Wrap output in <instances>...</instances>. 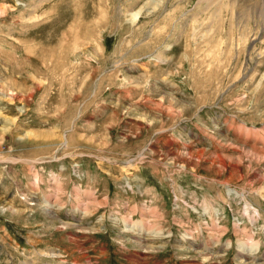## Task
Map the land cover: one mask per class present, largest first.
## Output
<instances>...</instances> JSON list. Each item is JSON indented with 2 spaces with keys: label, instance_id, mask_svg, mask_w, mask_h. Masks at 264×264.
<instances>
[{
  "label": "rangeland",
  "instance_id": "rangeland-1",
  "mask_svg": "<svg viewBox=\"0 0 264 264\" xmlns=\"http://www.w3.org/2000/svg\"><path fill=\"white\" fill-rule=\"evenodd\" d=\"M197 4L0 0V264H264V30Z\"/></svg>",
  "mask_w": 264,
  "mask_h": 264
},
{
  "label": "bare ground",
  "instance_id": "bare-ground-1",
  "mask_svg": "<svg viewBox=\"0 0 264 264\" xmlns=\"http://www.w3.org/2000/svg\"><path fill=\"white\" fill-rule=\"evenodd\" d=\"M197 5H198L197 6L198 10H200L203 13H208L215 17H222V16L237 17L238 25L240 26V28H244V29L250 27L248 21L249 18L251 19L252 17L256 20L255 22H253L255 23L254 26L253 25L252 26L255 27V29L264 30V0H198ZM150 8L151 6L150 7L145 6L144 12L148 13ZM139 14H141V12L135 13L134 15L138 16ZM243 18H247V19H243ZM15 95L16 94L7 95V96H9V98L11 99H15L16 98ZM126 171L128 172L129 169H126ZM44 211L52 218H55L52 209L46 208ZM144 233H147L146 228L142 229V232L138 234L139 235L138 237H136L137 240L135 241L140 245L146 243L145 241L148 240V238H145ZM239 248H240L239 251L240 255L238 256V259H240V261L242 262H244L245 256L247 257L248 254H250V252L256 251L254 250V248L256 247L254 248L253 246L249 247L248 244H241ZM48 257H56V255L52 254V255H48Z\"/></svg>",
  "mask_w": 264,
  "mask_h": 264
}]
</instances>
